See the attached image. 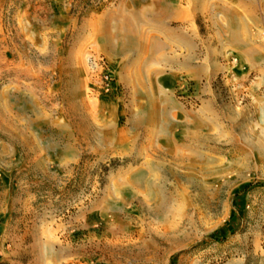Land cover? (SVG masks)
Returning <instances> with one entry per match:
<instances>
[{
	"label": "rangeland",
	"instance_id": "374dc122",
	"mask_svg": "<svg viewBox=\"0 0 264 264\" xmlns=\"http://www.w3.org/2000/svg\"><path fill=\"white\" fill-rule=\"evenodd\" d=\"M114 2L0 0V264H264V65L227 75L184 42L120 68L76 30ZM91 53L114 96L88 93Z\"/></svg>",
	"mask_w": 264,
	"mask_h": 264
},
{
	"label": "crops",
	"instance_id": "0c3cea01",
	"mask_svg": "<svg viewBox=\"0 0 264 264\" xmlns=\"http://www.w3.org/2000/svg\"><path fill=\"white\" fill-rule=\"evenodd\" d=\"M68 7L67 0H35L33 7L28 6L35 17L51 13L55 17ZM76 10L80 37L92 35L123 69L133 63H162L163 49H176L184 42L188 50H194L196 42L209 49V60L204 56L200 62L218 64L227 75L243 65H264V0H115L102 9L82 3ZM201 29L204 34H199ZM169 58L167 62L178 63V55ZM187 60L196 61L191 50ZM195 70H189L192 78H200ZM151 72L146 79H152ZM212 77L205 67L200 79ZM16 112V141L31 143L32 123L20 122L19 108Z\"/></svg>",
	"mask_w": 264,
	"mask_h": 264
},
{
	"label": "built area",
	"instance_id": "2783aa9c",
	"mask_svg": "<svg viewBox=\"0 0 264 264\" xmlns=\"http://www.w3.org/2000/svg\"><path fill=\"white\" fill-rule=\"evenodd\" d=\"M87 90L94 97H112L118 91V84L112 76L108 60L99 54L86 57Z\"/></svg>",
	"mask_w": 264,
	"mask_h": 264
}]
</instances>
